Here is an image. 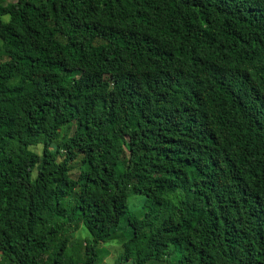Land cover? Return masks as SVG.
Returning a JSON list of instances; mask_svg holds the SVG:
<instances>
[{
  "label": "trees",
  "instance_id": "1",
  "mask_svg": "<svg viewBox=\"0 0 264 264\" xmlns=\"http://www.w3.org/2000/svg\"><path fill=\"white\" fill-rule=\"evenodd\" d=\"M120 233L112 264H264V0H0V264Z\"/></svg>",
  "mask_w": 264,
  "mask_h": 264
},
{
  "label": "rangeland",
  "instance_id": "2",
  "mask_svg": "<svg viewBox=\"0 0 264 264\" xmlns=\"http://www.w3.org/2000/svg\"><path fill=\"white\" fill-rule=\"evenodd\" d=\"M12 1L13 0H5V2H12ZM35 150L39 154L41 152V147H37L35 148ZM54 159H57V154L54 151H52L50 154L49 160H54ZM77 173H78L77 171L72 172V178H76ZM128 209H129V212L131 213L141 212V202L139 201V197L138 198L131 197L129 199ZM77 236H79V238L83 240V238L87 237V232H85V230L81 228L77 232ZM125 239H126V235L120 233V235H118L116 239L111 240V242L106 243L105 245H102L100 247L101 249H104L103 250L104 251L103 260L101 264H112L113 263V261L123 252L122 241ZM69 253L72 254L71 256L74 259H77V258L83 259L85 257L82 251L69 249ZM124 264H130V262L124 263ZM148 264H165V263L151 261V262H148Z\"/></svg>",
  "mask_w": 264,
  "mask_h": 264
}]
</instances>
